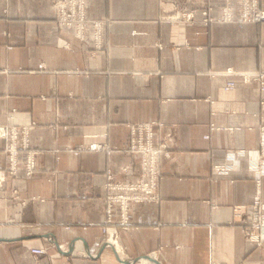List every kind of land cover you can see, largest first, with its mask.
Returning <instances> with one entry per match:
<instances>
[{
  "label": "crops",
  "instance_id": "obj_1",
  "mask_svg": "<svg viewBox=\"0 0 264 264\" xmlns=\"http://www.w3.org/2000/svg\"><path fill=\"white\" fill-rule=\"evenodd\" d=\"M233 1L234 21L205 24L166 16L208 6L217 17L223 0H85L80 39L57 22L53 0H0V125H30L37 151V171L7 175L0 191V264H19L20 254L28 264L261 262L233 206L254 195L248 164L264 92L240 74L264 71V19L239 20ZM149 121L176 126L177 142L160 160L159 201L130 203L125 228L113 206L118 253L102 235L105 172L138 177V162L121 171L126 124ZM91 142L111 151L74 152ZM5 145L0 137V169ZM223 162L230 169L214 174ZM36 246L47 254H29ZM143 255L156 263L134 261Z\"/></svg>",
  "mask_w": 264,
  "mask_h": 264
},
{
  "label": "built area",
  "instance_id": "obj_2",
  "mask_svg": "<svg viewBox=\"0 0 264 264\" xmlns=\"http://www.w3.org/2000/svg\"><path fill=\"white\" fill-rule=\"evenodd\" d=\"M233 2V0H223L221 13L217 17L210 15V7L207 6L199 12L196 9L175 10L167 14L166 18L188 22L201 20L205 24L213 21L230 22L234 21ZM237 3L240 6L239 20L259 21L264 19V10L258 8L257 0H238ZM53 5L56 8L57 22L72 27L76 36L84 39L87 21L84 16L85 0H53ZM94 25L98 26L97 22ZM99 37V32H96L95 39H99ZM225 73L227 75L236 74L231 68L226 69ZM240 75L244 82H255L264 92V71ZM233 86L234 81L229 80L225 88L229 89ZM260 104L264 107V98L260 100ZM29 126L0 125V137L6 140L4 151L7 160L5 168L0 169V191L4 188L7 175H15L20 169L28 176L37 171L35 162L37 151L30 148ZM126 126L128 138L123 151L129 155L130 164L122 166L121 171L127 172L132 168L133 163L138 162L139 175L135 180H122L116 179L109 169L105 172L104 187L107 192L104 199V218L101 227L104 242L114 246L118 253H123V249L119 246L117 226L113 222V206L117 205L119 224L125 228L129 222L130 203L158 202L160 199L158 193L161 178L160 160L162 157H170L171 148L177 142V127L161 121L128 123ZM210 128L216 127L211 125ZM204 137L208 138L209 135L206 134ZM80 149H105L108 153L111 151V148L98 142L80 146L74 152L77 153ZM229 169V162L213 163L211 166V170L216 175L227 172ZM248 170L255 185L253 202L246 207L236 205L234 210L237 214L242 215L241 230L244 238L264 249V218L260 223L256 222V211L261 208L258 200H264L261 196L262 178L264 177V126L259 128L258 147L248 164ZM12 194L13 198H19L15 188L12 189ZM25 202L26 200H22V204ZM251 230H255V233H252ZM27 251L34 257H43L47 253L46 247L43 246L30 247Z\"/></svg>",
  "mask_w": 264,
  "mask_h": 264
},
{
  "label": "rangeland",
  "instance_id": "obj_3",
  "mask_svg": "<svg viewBox=\"0 0 264 264\" xmlns=\"http://www.w3.org/2000/svg\"><path fill=\"white\" fill-rule=\"evenodd\" d=\"M56 16H57V14H56ZM84 16H85V19H87L86 18V14ZM263 178H262V181H263ZM254 195H255V188H254ZM254 195H253V198H254ZM261 196H262V198L264 197L262 186H261ZM253 198H252V200L249 203H246V204H238V205H243V206L246 207V206L250 205L253 202ZM258 202H259V205H260L261 208H260V210H257L256 211V222H259L260 223L262 221V219L264 218V200H258ZM247 211H248V209H247ZM251 232L252 233H255V230H251ZM257 232L259 233V230ZM249 242L252 243L255 247H258V246L255 245L254 242H252L250 240H249ZM43 247H45V246H43ZM258 248L260 250H262V252L264 253L263 247L262 248L258 247ZM18 262H19V264H28V259H26V258L24 259L22 257V255L20 254L19 255V261ZM259 264H264V258L261 260V262Z\"/></svg>",
  "mask_w": 264,
  "mask_h": 264
},
{
  "label": "water",
  "instance_id": "obj_4",
  "mask_svg": "<svg viewBox=\"0 0 264 264\" xmlns=\"http://www.w3.org/2000/svg\"><path fill=\"white\" fill-rule=\"evenodd\" d=\"M140 258H142V259H148V260H150V261H152V262H155L156 263V261L151 257V256H149V255H143V256H141V257H137V258H135L134 259V261L136 262V261H138ZM121 260V259H120ZM122 262H124V261H127V260H121Z\"/></svg>",
  "mask_w": 264,
  "mask_h": 264
},
{
  "label": "bare ground",
  "instance_id": "obj_5",
  "mask_svg": "<svg viewBox=\"0 0 264 264\" xmlns=\"http://www.w3.org/2000/svg\"><path fill=\"white\" fill-rule=\"evenodd\" d=\"M150 264V263H149Z\"/></svg>",
  "mask_w": 264,
  "mask_h": 264
}]
</instances>
